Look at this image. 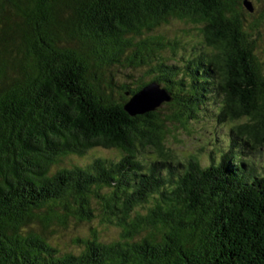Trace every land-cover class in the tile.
<instances>
[{
    "label": "trees",
    "instance_id": "obj_1",
    "mask_svg": "<svg viewBox=\"0 0 264 264\" xmlns=\"http://www.w3.org/2000/svg\"><path fill=\"white\" fill-rule=\"evenodd\" d=\"M253 1L0 0V264H264V174L239 157L264 144ZM175 23L205 47L167 59ZM151 83L167 98L131 114ZM208 108L209 162L205 146L178 158L166 139ZM93 147L120 154L60 164ZM96 216L118 236L89 226L72 249L54 240Z\"/></svg>",
    "mask_w": 264,
    "mask_h": 264
},
{
    "label": "rangeland",
    "instance_id": "obj_2",
    "mask_svg": "<svg viewBox=\"0 0 264 264\" xmlns=\"http://www.w3.org/2000/svg\"><path fill=\"white\" fill-rule=\"evenodd\" d=\"M253 5L255 6L256 10L258 9L260 10L262 7H264V0H254ZM256 10L255 12L257 13L258 11ZM256 29H257L255 33L256 43H255L254 49H255V53L259 55L260 60L263 62V66H264V21ZM165 31L169 32L170 36L175 34L180 37L177 40L174 52H167L165 54V57L167 59L173 58L178 61L180 56H184L188 53L189 54L195 53L199 51L201 48L205 47L201 44V39L197 31L193 30L191 26L188 24H181V23L180 25L178 23L170 24L169 26L165 27ZM180 31H182V33ZM142 70L143 69H140L141 72ZM112 72H113L112 74L113 79L115 80V77L117 78L116 81L124 77L123 70H120L118 68L115 69L113 67ZM127 79L129 81L130 78H127ZM150 88H151L150 90L152 91L150 100L152 101H150V103L148 104L154 103V101L158 98V95H162L161 93L158 95L156 94L157 96L155 97V91L152 90V87ZM138 102H136V104H140ZM212 114H214L213 110H210V111L205 110V111H201L200 113H198L197 118L189 122V125H188L189 128L186 130V132L182 130H178L177 131L178 134L175 135V138L166 139V142H165L166 148L168 150H171V152L178 158H184L185 156H188L189 154H193L199 151V148L201 146H205L204 148L205 158L197 154L196 156L200 159L201 164H203L202 163V159H203L206 165L209 162V157H210L208 146L210 145V142L212 141L211 129L209 125L211 124V122H213V120H210L208 118L213 117ZM243 120L244 118H239V119H236L235 121L226 119V120H223L222 122H219L218 123L219 127L214 131V138H215L214 142L217 143L219 146L224 145L226 141H220V139L227 136L228 128L232 124L240 123ZM148 152H149L148 154L146 153L147 155L145 154L146 157L147 156L152 157L154 155V152L152 151H148ZM119 154L120 153L117 150V148L93 147L89 149L83 155H79V156L71 155L65 158L60 164L68 166L72 163H75V164L86 163L90 161L94 156L103 155L107 157H116ZM244 155L250 158V159L248 158L249 159L248 164L251 162V163H254V166H255L253 167L247 164L244 167L240 166L245 175L250 176L252 174V172L249 171L251 167H253L252 170H254V173L259 172V173L264 174V144L261 146L255 145L253 147H249L248 144H245L242 147V153L241 155H239V157H244ZM145 156H144V159H145ZM146 207H147L146 205L138 206L136 209L141 212H145ZM98 223H99L98 216H96L88 224L85 222L77 223L74 220L70 221V224L68 226L70 227V230L69 231L64 230L63 232L65 233L55 234L54 240L59 244V247H61L62 249H65V248L72 249L74 247H73V244L69 243L70 239L68 236L69 235L73 236L74 235L73 233L85 232L89 228V226H99L98 234L104 239L118 236L119 229L117 228V226L109 225V224L98 225Z\"/></svg>",
    "mask_w": 264,
    "mask_h": 264
},
{
    "label": "water",
    "instance_id": "obj_3",
    "mask_svg": "<svg viewBox=\"0 0 264 264\" xmlns=\"http://www.w3.org/2000/svg\"><path fill=\"white\" fill-rule=\"evenodd\" d=\"M245 5L247 8H250L248 2H246ZM150 87H152V90L155 91V97L162 92V89L158 88V86L155 83L154 84L151 83L150 85L144 86V88H142L140 91H138L137 94L133 95L131 97L130 101L125 104L124 108L129 110V112L131 114L135 113V112H140L142 110L149 108V106H147L146 104L150 103V101H152V100H150L151 95H152L151 94L152 91L150 90L151 89ZM159 90H161V92ZM157 92H159V93H157ZM165 97L167 98V95H165V94L158 95V98L155 102L158 103L159 100H161L162 98H165ZM136 102H138L140 104H136ZM142 104H143V107L141 106ZM152 104H155V103H152ZM144 105H146V106H144ZM138 106L139 107L141 106L142 108H138Z\"/></svg>",
    "mask_w": 264,
    "mask_h": 264
}]
</instances>
